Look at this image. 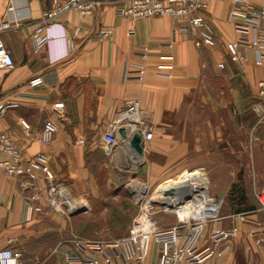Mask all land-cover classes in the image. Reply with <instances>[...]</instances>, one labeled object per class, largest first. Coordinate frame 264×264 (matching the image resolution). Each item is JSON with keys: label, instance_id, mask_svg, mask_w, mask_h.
I'll use <instances>...</instances> for the list:
<instances>
[{"label": "crops", "instance_id": "crops-1", "mask_svg": "<svg viewBox=\"0 0 264 264\" xmlns=\"http://www.w3.org/2000/svg\"><path fill=\"white\" fill-rule=\"evenodd\" d=\"M249 2L264 7V0ZM51 3L0 0V38L14 62L13 68H0V104H17L0 115V133L11 137L25 160L46 153L55 181L72 196L96 198L97 181L108 167L116 178L128 176L119 161L105 163L101 135L127 102L138 100L151 117L154 138L144 150L147 161L137 164L143 163L142 169L151 166L156 185L184 171H203L210 195L222 199L220 226L236 229L230 249L203 264H262L264 221L236 214L256 205L253 190L264 191V171L253 170L264 166V120L251 111L261 100L257 84L264 78V61L258 64L253 50H242L243 59L231 61L226 44L240 33L226 19L230 2L216 1L208 8L205 18L215 40L200 50L190 35L178 31L176 18L133 20L118 13L120 2L104 4L92 16L67 12L57 17L48 32L49 42L37 48L34 32ZM75 28L80 30L74 50L66 56L64 36H71ZM101 28L111 34L98 38ZM167 63L173 68L165 69ZM34 76H42L44 82L30 89L28 81ZM55 102L64 104L61 118L52 111ZM46 119L58 126L47 144L39 140ZM92 134L99 135L98 142ZM122 157L130 159L118 149L114 159ZM243 164L250 168L242 173ZM242 180L253 185L242 188ZM235 184L243 189L239 194L246 197L243 203L239 197L229 198ZM35 186L45 196L41 173ZM110 193L117 197L119 192L114 188ZM30 194L23 178L6 176L0 169V250H20L22 264H57L70 249L71 240L60 235L65 222L42 199L31 200ZM213 228L207 226L202 244ZM151 253L155 259L153 244Z\"/></svg>", "mask_w": 264, "mask_h": 264}, {"label": "built area", "instance_id": "built-area-1", "mask_svg": "<svg viewBox=\"0 0 264 264\" xmlns=\"http://www.w3.org/2000/svg\"><path fill=\"white\" fill-rule=\"evenodd\" d=\"M223 0H52L51 6L43 13L42 21L34 32V45L40 48L49 40V30L56 26V18L67 13L76 12L81 16H92L97 8L104 4L121 3L117 11L133 20L171 16L179 21L178 31L188 34L195 47L200 50L213 44L214 30L206 21L205 15L213 2ZM230 2L226 19L233 24L240 36L226 44V50L233 62L243 59L242 50H253L258 64L264 61V7H255L249 0H226ZM64 36L66 53L74 50V37ZM111 34V30L101 28L96 31L100 39ZM174 43L167 44L171 48ZM167 59L171 60V56ZM13 59L0 38V68H13ZM172 69V64L163 65ZM42 76H34L28 81L30 89L43 85ZM260 101L251 106V111L260 120H264V78L257 84ZM15 103L0 104V115ZM54 114L61 118L64 104L55 102ZM57 123L51 119L43 122L39 133L42 143H50L56 132ZM120 130L124 137H121ZM137 135L143 146L154 138V125L151 117L138 100H130L115 115L101 135L106 155L116 156L122 149L131 158L135 153L131 147V138ZM264 140V134H263ZM0 169L6 176L23 178L31 189V200H43L48 207L61 216H69L83 207L77 198L55 181L50 170V157L39 152L25 160L21 150L10 136L0 133ZM133 153V154H132ZM137 155V154H136ZM38 173L46 182V194L41 196L35 186ZM166 188H155L137 181L126 184L127 192L135 205L136 212L125 235L109 241L71 240L70 249L66 251L57 264H203L213 257H222L229 249V242L236 234L234 227L220 226V209L222 199L211 196L208 180L201 170L184 171L172 179L165 180ZM261 209L264 210V191L258 194ZM40 211V208H34ZM172 215L175 223L160 227L156 215ZM208 225H214L208 242L202 244L203 235ZM260 242V240H257ZM155 245V259H152L151 245ZM23 253L12 248L0 250V264H20Z\"/></svg>", "mask_w": 264, "mask_h": 264}, {"label": "rangeland", "instance_id": "rangeland-1", "mask_svg": "<svg viewBox=\"0 0 264 264\" xmlns=\"http://www.w3.org/2000/svg\"><path fill=\"white\" fill-rule=\"evenodd\" d=\"M92 137L94 141H99L98 134H92ZM103 158L105 163L109 162V164L112 163L116 165L118 164L116 161H119L120 166H123L128 172V176L124 179L118 177L116 178V175L112 171L110 172L108 167L105 175H102L103 179H99L97 181V186L99 189L98 196L96 198H77V201L80 202L82 206L86 208V210L81 213L69 216L60 215L65 222L64 229L60 231V235L66 241H109L125 235L136 212L134 203L128 197L126 184L131 181H137L139 183L146 184L150 187V189H153L157 186L156 184L159 183L154 182L153 177L151 176L152 168L150 165L146 164V166L142 169L143 163L145 164V161H147L148 158V155H146L145 159V152L141 156V160H139L141 162L143 160L142 165L137 164V162L131 164L128 159L126 160L123 157L120 158V160H116L114 158H110L108 155H105ZM147 167H149V169ZM245 168L246 170H249L250 167L247 164H243L242 173ZM253 170L260 174L264 171V166H259L257 169L255 168ZM252 183L253 182L251 181H241L242 188L245 187V189V184L253 185ZM114 188L119 192L117 197L110 193ZM261 192L262 190L257 187L251 193L252 198L256 202V205L254 206L256 211L254 213L236 214V216L246 217L249 215H254L256 221H264V210L261 209V205L257 197ZM156 220L160 227H167L175 223V219L169 214H158L156 215ZM54 236L55 235H49L50 238ZM22 259L20 264H22ZM236 264L248 263L237 261ZM258 264H261V262H258ZM262 264H264V262H262Z\"/></svg>", "mask_w": 264, "mask_h": 264}, {"label": "water", "instance_id": "water-1", "mask_svg": "<svg viewBox=\"0 0 264 264\" xmlns=\"http://www.w3.org/2000/svg\"><path fill=\"white\" fill-rule=\"evenodd\" d=\"M120 135H121V137H124V134H123V131L122 130H120ZM130 142H131V147L133 148V150L135 151V153L138 154V155H143V149H142L143 146H142V143L140 141L139 136L133 135L132 138H131V140H130ZM85 210H86L85 207H80L79 209H77L71 215L81 213V212H83Z\"/></svg>", "mask_w": 264, "mask_h": 264}, {"label": "trees", "instance_id": "trees-1", "mask_svg": "<svg viewBox=\"0 0 264 264\" xmlns=\"http://www.w3.org/2000/svg\"><path fill=\"white\" fill-rule=\"evenodd\" d=\"M236 193V194H235ZM242 194L243 193V189H239L238 188V184H235L233 187H232V189L230 190V199H232V197H233V199L234 198H237V197H239V201H240V203H243V201L244 200H246V197H244V196H239V194ZM234 194H235V196H234ZM255 205H251V206H249L248 208H247V210H245L246 212H241L242 214H247V213H249V212H253V211H256V208L254 207ZM258 210V209H257ZM234 213H240V212H234Z\"/></svg>", "mask_w": 264, "mask_h": 264}, {"label": "bare ground", "instance_id": "bare-ground-1", "mask_svg": "<svg viewBox=\"0 0 264 264\" xmlns=\"http://www.w3.org/2000/svg\"><path fill=\"white\" fill-rule=\"evenodd\" d=\"M133 154V153H132ZM141 156L142 155H136V157H134V159H132V157L129 159V161H130V163L131 164H134V163H136V162H138L139 160H141ZM193 171V170H192ZM167 184L168 183H164V182H162L161 184H160V188H166V186H167Z\"/></svg>", "mask_w": 264, "mask_h": 264}]
</instances>
